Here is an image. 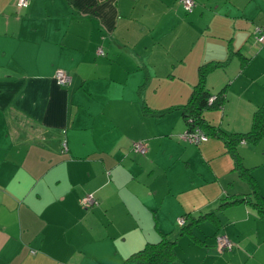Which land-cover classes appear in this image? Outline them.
<instances>
[{"label":"crops","instance_id":"obj_1","mask_svg":"<svg viewBox=\"0 0 264 264\" xmlns=\"http://www.w3.org/2000/svg\"><path fill=\"white\" fill-rule=\"evenodd\" d=\"M15 1L0 0V264H122L162 235L176 241L173 264H264V215L218 210L248 188L220 138L182 139L180 112L199 67L222 63L206 76L222 105L204 118L250 130L264 103V8L241 28L205 0L187 12L178 0ZM238 152L264 196V136ZM211 212V240L180 234L178 219Z\"/></svg>","mask_w":264,"mask_h":264},{"label":"trees","instance_id":"obj_2","mask_svg":"<svg viewBox=\"0 0 264 264\" xmlns=\"http://www.w3.org/2000/svg\"><path fill=\"white\" fill-rule=\"evenodd\" d=\"M220 65L222 66L223 64L209 62L199 67L198 82L193 88L186 104L180 108V112L185 121L188 122V120H192V122H189L187 125L186 132H189L193 128H198V130L208 138L215 137L223 141L225 152L228 153L233 160V171L239 173V176L244 180L248 188L249 192L247 195L238 197L232 196L229 199H223L218 210L245 203L255 207L259 214L264 215V196L261 195L257 183L251 174V170L243 165L241 156L238 152V145L241 142L255 144L264 136V103L253 113L251 127L248 132L225 134L218 127L210 125L204 118V112L222 105V100L219 99L211 106L208 105V100L212 96L221 97L223 94L219 92L212 95L209 92L206 86V76L213 68ZM217 217L216 212H211L201 215L198 218H192V221L187 225H185L184 220V224L180 226L182 228L180 234L188 235L193 241L198 242V239L192 232V228L199 226L203 222H212L216 220ZM176 261V241L168 238L166 235H162L157 242L147 243L140 250L129 255L122 264H173L176 263Z\"/></svg>","mask_w":264,"mask_h":264},{"label":"built area","instance_id":"obj_3","mask_svg":"<svg viewBox=\"0 0 264 264\" xmlns=\"http://www.w3.org/2000/svg\"><path fill=\"white\" fill-rule=\"evenodd\" d=\"M179 3L183 6L184 10L190 11L191 8L194 6L193 0H178ZM29 0H16L15 5L18 9L25 8L28 5ZM254 38L257 43L264 44V26H259L255 28L254 31ZM99 54L103 55V50L99 49ZM57 82L61 86H68L70 83V77L68 74H66L63 71H58L55 76ZM216 96H212L208 100V105H212L215 102ZM191 123L192 120H189ZM182 139L186 140L189 143L197 144L198 142H204L208 139L206 135H204L198 128H193L189 132H185L182 136ZM132 150L134 152L140 153L144 155L147 152V147L144 142H138L133 144ZM82 205L84 208H90L93 207L95 204L94 198L92 195H88L85 198L81 200ZM184 224V219L180 218L178 219V225L182 226ZM216 246L218 249L223 251H230L232 250V243L231 241L223 235L216 237Z\"/></svg>","mask_w":264,"mask_h":264},{"label":"rangeland","instance_id":"obj_4","mask_svg":"<svg viewBox=\"0 0 264 264\" xmlns=\"http://www.w3.org/2000/svg\"><path fill=\"white\" fill-rule=\"evenodd\" d=\"M207 3V8L213 10L219 9V13L222 16H229L238 18L242 20L243 23L240 27L242 28L245 24L251 25L254 16L257 14V10H263L264 0H205ZM264 12V10H263ZM231 15V16H230ZM247 21V22H246ZM236 176V175H234ZM218 216V215H217ZM214 233V228L208 224L203 223L196 228H193V234L200 240L209 241L212 239ZM190 238V237H189ZM178 248H180L178 246Z\"/></svg>","mask_w":264,"mask_h":264}]
</instances>
